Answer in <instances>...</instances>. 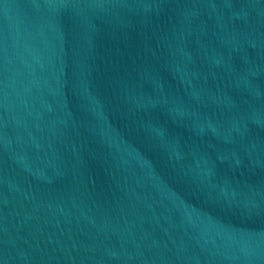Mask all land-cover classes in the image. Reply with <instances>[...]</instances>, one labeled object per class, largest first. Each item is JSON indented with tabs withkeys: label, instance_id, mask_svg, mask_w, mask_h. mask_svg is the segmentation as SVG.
Here are the masks:
<instances>
[{
	"label": "water",
	"instance_id": "1",
	"mask_svg": "<svg viewBox=\"0 0 264 264\" xmlns=\"http://www.w3.org/2000/svg\"><path fill=\"white\" fill-rule=\"evenodd\" d=\"M0 264H264V0H0Z\"/></svg>",
	"mask_w": 264,
	"mask_h": 264
}]
</instances>
